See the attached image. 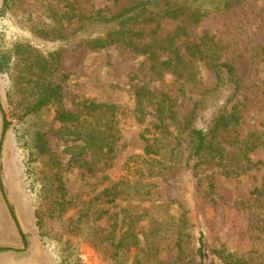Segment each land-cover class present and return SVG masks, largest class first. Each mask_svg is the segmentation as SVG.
<instances>
[{
  "label": "rangeland",
  "instance_id": "obj_1",
  "mask_svg": "<svg viewBox=\"0 0 264 264\" xmlns=\"http://www.w3.org/2000/svg\"><path fill=\"white\" fill-rule=\"evenodd\" d=\"M130 3L0 0V52L11 55L0 71L11 121L4 130L0 109V264H198L200 246L204 264H264V0L197 23L163 18L160 43L185 27L174 47L186 63L160 75L146 53L86 42L99 31L96 13L111 17ZM51 54L62 100L26 116ZM215 63L234 68L232 82L220 85ZM139 93L148 97L144 120ZM162 95L174 105L161 141L169 149L147 156L144 134L155 131ZM86 99L115 106L119 138L107 156L79 147L56 117ZM219 119L196 159L192 129L211 131ZM39 132L46 152L35 146Z\"/></svg>",
  "mask_w": 264,
  "mask_h": 264
},
{
  "label": "trees",
  "instance_id": "obj_2",
  "mask_svg": "<svg viewBox=\"0 0 264 264\" xmlns=\"http://www.w3.org/2000/svg\"><path fill=\"white\" fill-rule=\"evenodd\" d=\"M130 5L124 7L118 14L111 17L102 14L101 11L96 13L94 18L100 26L95 36L87 40V44L93 49H101L112 44H123L134 51L148 54L153 61V70L156 74H162V70H166L174 65L186 63L183 54L178 47H174L175 41L186 33L184 26L178 27L168 36L162 43L167 42L163 46L157 40V33L161 28L163 18L171 20L182 19L191 23L199 22L206 14L212 11H220L230 9L232 6L240 4L242 0H130ZM102 30L105 35L102 36ZM151 36L150 40L146 37ZM147 40V41H146ZM159 47V49L157 48ZM200 52L199 50H196ZM167 53V54H166ZM169 54V55H168ZM11 55L7 52H0V71H8ZM56 55L51 54L45 58L44 75L46 76L44 83H38L33 88L38 92V97L30 102L27 106L25 115H32L39 112L40 109L49 104L60 102L62 100V85L53 82L51 76L55 73ZM215 71L218 75L220 85L226 82H232L234 68L227 63H215ZM151 94V92H150ZM148 97L144 94H138V118L144 120L145 102ZM151 98V97H149ZM173 103L167 95L157 101L156 119L158 123L155 125V131L146 129L144 138L146 140L145 154L153 156L159 154L161 150L167 151L168 147L163 148L161 141L165 138L163 135H171L169 127L174 118ZM0 109L3 116V129L7 130L11 121L7 118L5 111L0 102ZM115 106L96 103L88 99L84 100L81 108L74 113L69 110L59 109L57 111V119L65 125V129H71L72 133L77 135V140L81 143L79 147L94 151L96 154L104 152L105 156L113 152L115 142L119 138V129L115 119ZM223 119V117H222ZM222 119L216 122L211 131L203 128L192 129V153L196 159L201 158L202 152L206 149L209 140V134L214 132ZM176 138V145L170 151L171 154L178 144L180 138ZM36 148L42 152L47 151V141L45 135L41 132L37 134ZM1 149V144H0ZM167 154V153H165ZM1 156H0V187L3 190V181L1 177ZM122 189H120L121 191ZM124 190V189H123ZM106 189L104 192H108ZM57 193L61 196L60 204H63L64 183L61 179L57 182ZM19 227V226H18ZM20 230L23 240L26 242L25 234ZM202 244V241H200ZM27 243V242H26ZM200 261L203 262V248H199Z\"/></svg>",
  "mask_w": 264,
  "mask_h": 264
}]
</instances>
